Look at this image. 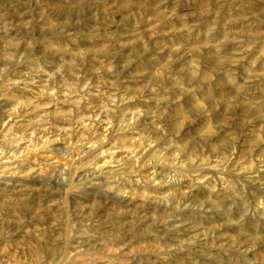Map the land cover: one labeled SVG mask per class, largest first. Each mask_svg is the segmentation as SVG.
I'll return each mask as SVG.
<instances>
[{
  "label": "rangeland",
  "instance_id": "obj_1",
  "mask_svg": "<svg viewBox=\"0 0 264 264\" xmlns=\"http://www.w3.org/2000/svg\"><path fill=\"white\" fill-rule=\"evenodd\" d=\"M0 264H264V0H0Z\"/></svg>",
  "mask_w": 264,
  "mask_h": 264
}]
</instances>
